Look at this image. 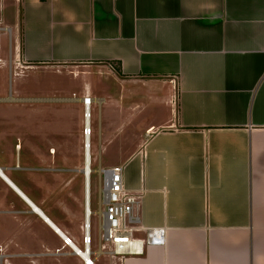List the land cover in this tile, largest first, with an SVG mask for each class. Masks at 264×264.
I'll list each match as a JSON object with an SVG mask.
<instances>
[{
    "label": "crops",
    "instance_id": "0c3cea01",
    "mask_svg": "<svg viewBox=\"0 0 264 264\" xmlns=\"http://www.w3.org/2000/svg\"><path fill=\"white\" fill-rule=\"evenodd\" d=\"M6 36L15 47L10 75L18 63L20 77H100L81 97L59 100L85 112L92 99L91 148L98 105L99 164L106 149L118 156L111 167L123 166L126 189L140 198L133 239L143 247H102L91 176L87 185L84 169L63 165L74 160L55 145L34 167L17 142L16 163L0 166L1 264H85L86 223L94 264L103 256L105 264H264V0H0ZM150 228L166 230L163 244L145 242Z\"/></svg>",
    "mask_w": 264,
    "mask_h": 264
},
{
    "label": "rangeland",
    "instance_id": "374dc122",
    "mask_svg": "<svg viewBox=\"0 0 264 264\" xmlns=\"http://www.w3.org/2000/svg\"><path fill=\"white\" fill-rule=\"evenodd\" d=\"M6 36L0 38V166L13 165L16 163L17 155L20 151L16 150V143L20 142L23 146L21 155L33 160L31 165L39 166L35 163V157L44 156L50 145H55L59 150V157L62 160L73 159V164H63L68 167H76L81 171L85 170L84 162V106L82 103L67 102L59 99L73 98V94L81 97L84 92L85 82L90 81L98 84L100 79L97 74H82V70L78 74L69 71H24V75L17 76L20 65L12 64L10 75V59L9 47L10 41ZM12 56L15 55V47L11 46ZM15 62V57H13ZM23 68V67H21ZM94 84V85H95ZM117 90V89H116ZM115 91V89H113ZM99 94L98 91L94 95ZM14 98L42 99L44 101H13ZM5 99V100H3ZM58 99V100H55ZM92 203L91 209L94 213L91 216L94 238L98 236L100 209L98 190L100 176L97 172L102 165L103 168H110L119 159L118 156L106 149V153L102 155V164L98 160V105H92ZM69 144V148H64ZM65 154L61 152L62 148ZM108 151V152H107ZM69 152V154H67ZM67 154V155H66ZM119 162V161H117ZM22 165L23 162L21 163ZM117 164V163H116ZM62 166L61 164H59ZM122 166V165H116ZM77 169V170H78ZM8 176L14 171L5 170ZM20 173L23 176V172ZM78 175L71 172L68 176ZM82 179L76 177L73 186L77 188ZM6 190L5 185L0 181V209L4 208V195L2 192ZM7 214H0V243L6 240V233L2 228V224L6 223ZM108 257L103 256L99 264H105ZM19 259L6 260L4 264H19Z\"/></svg>",
    "mask_w": 264,
    "mask_h": 264
},
{
    "label": "built area",
    "instance_id": "2783aa9c",
    "mask_svg": "<svg viewBox=\"0 0 264 264\" xmlns=\"http://www.w3.org/2000/svg\"><path fill=\"white\" fill-rule=\"evenodd\" d=\"M92 99L84 98L85 112H84V148H85V168H90V173L85 177L87 180L91 174V155H90V104ZM100 176L99 185V206L97 212L99 215L98 235L103 242L114 245V251L118 253H142L143 241L133 239V232L137 230L140 224V216L137 208L140 203L139 196L132 195L125 187L124 182V168L123 166H114L110 168L99 167ZM92 212L87 209V216ZM89 223H86V235L84 237L85 249L82 253L85 264H94L90 259L89 244L91 243V236L89 233ZM166 239V230L164 228H150L147 230V237L145 242L148 245L163 244ZM70 240L65 238V243L70 244ZM75 252L81 253L77 249ZM59 252V251H58ZM3 248L0 246V264L4 257ZM89 257V259H88Z\"/></svg>",
    "mask_w": 264,
    "mask_h": 264
},
{
    "label": "bare ground",
    "instance_id": "6f19581e",
    "mask_svg": "<svg viewBox=\"0 0 264 264\" xmlns=\"http://www.w3.org/2000/svg\"><path fill=\"white\" fill-rule=\"evenodd\" d=\"M88 166H90V165L88 164L84 170L85 172H87V175H89V173H90V168ZM0 174H1V169H0Z\"/></svg>",
    "mask_w": 264,
    "mask_h": 264
}]
</instances>
